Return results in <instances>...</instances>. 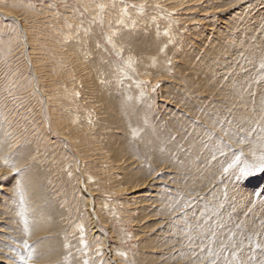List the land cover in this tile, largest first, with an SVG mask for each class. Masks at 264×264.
I'll return each instance as SVG.
<instances>
[{
    "label": "rangeland",
    "instance_id": "374dc122",
    "mask_svg": "<svg viewBox=\"0 0 264 264\" xmlns=\"http://www.w3.org/2000/svg\"><path fill=\"white\" fill-rule=\"evenodd\" d=\"M240 4L0 0V264H242L240 213L207 202L258 166L219 118L240 116L219 74Z\"/></svg>",
    "mask_w": 264,
    "mask_h": 264
},
{
    "label": "bare ground",
    "instance_id": "6f19581e",
    "mask_svg": "<svg viewBox=\"0 0 264 264\" xmlns=\"http://www.w3.org/2000/svg\"><path fill=\"white\" fill-rule=\"evenodd\" d=\"M240 2H241L240 12H238L236 10V11H233L229 15V17L226 16V20L227 21L229 20L228 22H232V23L234 22L233 27L229 28L232 25V23H230V25H228L229 23H227V21H223V20H225V19H223V17L219 19V21L221 23L225 24V25H222V24L219 25L221 27V30H223L224 32L225 31L229 32L231 34H234V36H236L235 39L233 38L234 39L233 42L230 41L232 38H229L230 42H226L227 40L225 39V37L223 38L224 40L221 39L222 42L224 43L223 46L227 50L226 51L227 57L226 56L224 57L225 60L223 59V62L221 63L222 65L220 66L221 67L220 69L221 70L224 69L225 72H223V70H222L221 71L222 73L219 72V74L221 75V77H222V75H225L223 79L224 80L227 79L228 86H230L229 85L230 80L233 82L236 80L237 83L236 82H234V83L238 84V86L240 84V89H235V88H233L232 90L229 89L230 92H234V94L236 95V98L233 99L234 100L233 102L231 99V102L234 105H236L233 108V110H231V114H233V113L239 114V112H240V114H239L240 116L236 115L237 119L235 120V122H232V126H231V121L228 122L222 118L225 115H223L222 117L220 116L219 118H220V122H222L223 124L227 123L230 125L228 127L226 126L227 128H229V127L240 128V147H241V149H240V162L238 161L240 163V172L244 167H246V168L250 167L246 163H248V164L251 163L252 165L256 164L258 166L251 169V170L244 172L243 174H240V177H239L240 178V186H239L240 189L238 187L233 188V186H232L233 182H231V180H232L231 177L230 178L226 177L227 179H223V177L220 175L221 177L219 176V178L221 179V181L223 180L222 183L220 182L222 189L219 190V189H216V187H214L215 190H214V192H212V195L215 196V198L211 199V201L208 199L207 202H210V204L212 206H218V207L220 206L221 209H223V211L221 213H218V215L219 214L220 215L226 214V212H228L229 213L228 218H229V221H231V222H233L235 219H237L235 214L238 212L240 213V217H239L240 219H238V220H240V262L243 264L245 262V255H244V253L241 252V249H242L241 243L243 244V237H246V232L248 231L249 234L251 233L254 235L255 233L256 234L258 232L262 233L264 231V229H263L264 228V170H259V171L256 170L261 165H264V0H240ZM220 10L221 9H219V10L217 9V12ZM5 12H6V15H9V16L12 15L11 13H8V11H5ZM3 14H5L4 11H3ZM13 17H14V15H13ZM229 29L234 30V32H230ZM222 34H223V32H222ZM218 39H220V38H218ZM236 41H237V43L240 44V48H237V46L234 45V43ZM216 44H217V42H216ZM223 46H221V47H223ZM225 48H224V50H225ZM239 54H240V56H239ZM217 58L222 59L221 56L217 57ZM151 62L153 63V61H151ZM227 63H228V65H227ZM230 68H232V70H229ZM213 70L214 69H212V71ZM216 72L218 73V71L215 70V73ZM226 76H228V77H226ZM219 81H221V80H219ZM224 83L226 84V81H224ZM232 85H233V83H232ZM232 87L230 86V88H232ZM229 95L231 96L230 93H229ZM208 107H212V106H208ZM212 108H215V107H212ZM206 110L207 109H205L204 111H206ZM218 111L221 112L220 110H218ZM223 111L225 112L226 109H224ZM211 112H212V110H211ZM209 114H210V112H209ZM213 116H211L209 120H211V118ZM206 118H209V116ZM231 118H230V120H231ZM212 120H213V118H212ZM216 122L218 123V121H216ZM216 122L213 123L214 126L216 125ZM209 123H211V121H209ZM209 123H208V125H209ZM208 125H207V127H208ZM223 127H225V126H223ZM227 128H225V129H227ZM197 131H195V132H197ZM204 131H205V129H204ZM211 131H213V130H211ZM218 131H220V130H218ZM227 131L228 130H226L225 132H227ZM237 131L238 130H236V134H237ZM234 133H235V131H234ZM238 134H239V131H238ZM198 135L200 136L199 133H198ZM216 136L218 137V135H216ZM210 137L211 136H209V138H207L205 140V142L210 143V140L213 139V137H211V139H210ZM202 139L203 138H201L200 140H202ZM218 156H220L219 153H218ZM211 162H212V160H211ZM214 167H215V161H214ZM259 173H261V177L258 175ZM253 174H256V176H254ZM203 175H205V174H203ZM209 175H210V173H209ZM246 178H248L247 182H242ZM226 180H230V184ZM143 184H142V186H143ZM214 184L216 185V183H214ZM236 185L238 186L237 183H236ZM137 188L135 187L132 190L135 191ZM213 189H212V191H213ZM209 197H211V194L209 195ZM198 198H197V200H198ZM195 204H197V203H195ZM194 207L192 209L193 211H195ZM197 216H196V218H199ZM224 216L227 217V214ZM218 217L220 218V216H218ZM220 220L222 222L226 223L225 220H223V219H220ZM194 222H196V221L194 220L193 223ZM197 224H198V228H196L194 230V233H196V230L202 231V229L204 227L203 225H201L199 223H197ZM218 224L217 223L212 224V225L210 224V227L211 228L213 227V229H214V227ZM39 227L41 229L45 230V226H42V224ZM221 227H224V226H221ZM167 228L168 227L165 225L163 232L167 231ZM213 229H212V231H213ZM223 231H225V229L222 230V233H223ZM38 232H40L39 229H38ZM161 234H162V232H161ZM169 237H168V233H167V235L164 236V240H162V237L160 236L161 240L164 242L172 241V240H169ZM251 237H252V235H251ZM251 237H249V238H251ZM195 238H197V237H194V240H195ZM260 239L262 240V237ZM194 240H193V243L192 242L189 243L191 246L198 244V242H201V241H199L198 238L196 239V241H194ZM256 240H258V239H256ZM261 240H259V241L261 242ZM165 245H163V246H165ZM231 245H233V244H231ZM254 248H256V246ZM251 251H253V250H251ZM262 253L264 255V252H262ZM199 255H201L200 252H199ZM251 256H252V253H251ZM191 257H192L191 259H194L195 254L191 253ZM247 257H249V255H247ZM258 257H259V255H258ZM253 258H256V257H253ZM188 259H190V257ZM249 259H251V258H249ZM192 262H195V261H192ZM246 262H248V259ZM246 262L244 264H253L251 262H248V263H246ZM260 262H262V261H260ZM180 263H183V262H180ZM258 264H260V263H258Z\"/></svg>",
    "mask_w": 264,
    "mask_h": 264
},
{
    "label": "snow or ice",
    "instance_id": "6c2138e0",
    "mask_svg": "<svg viewBox=\"0 0 264 264\" xmlns=\"http://www.w3.org/2000/svg\"><path fill=\"white\" fill-rule=\"evenodd\" d=\"M256 170H264V165H261L259 168H257ZM25 247H27V245H25ZM29 258H31V257H29Z\"/></svg>",
    "mask_w": 264,
    "mask_h": 264
}]
</instances>
